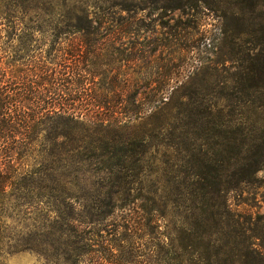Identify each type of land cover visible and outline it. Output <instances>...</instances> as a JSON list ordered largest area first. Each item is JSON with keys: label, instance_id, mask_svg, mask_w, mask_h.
Wrapping results in <instances>:
<instances>
[{"label": "rangeland", "instance_id": "rangeland-1", "mask_svg": "<svg viewBox=\"0 0 264 264\" xmlns=\"http://www.w3.org/2000/svg\"><path fill=\"white\" fill-rule=\"evenodd\" d=\"M76 1L103 23L95 22L90 35L77 33L76 39L58 37L60 41L54 42L49 22H30L42 25H33L36 35L29 47L48 60L65 55L67 76L93 74L88 86L96 91L116 76L121 98L139 91V106L135 112L114 114L119 122L98 131L77 109L73 111L81 146L77 174L65 177V189L77 201L73 211L77 224L65 231L70 234L62 245L65 253L58 256L52 247L46 256L21 251L4 263L204 264L193 255L191 200L185 192L192 186V165L200 159L214 167L211 173L218 174L216 180L221 179L223 186H234L226 192L225 208L240 219L252 216L251 228L260 231L254 243L264 246V81L247 80L256 67L254 53L264 49L256 31L264 16V7L256 4L264 1ZM17 28L31 30L22 24ZM39 28L47 34L37 33ZM22 44L15 46L21 50ZM74 45L79 49L76 60L68 55ZM183 104L189 105L193 119L203 120L205 108L214 107L213 116L206 118L211 122L201 130L192 128L187 142L179 135L176 119ZM214 119L225 125L218 127ZM112 137L134 143L135 149L117 178L94 156L101 150L93 145L110 144ZM90 140L95 142L89 146ZM140 143L144 144L137 146ZM227 156L232 164L223 171ZM111 189H121L115 197L121 207L107 217L98 216L106 209ZM220 202L222 198L214 199L216 207ZM127 222L129 229L116 226ZM226 230L210 239V263L239 264L240 254L251 262L236 228ZM212 245H220L216 256ZM203 250L198 247L200 253Z\"/></svg>", "mask_w": 264, "mask_h": 264}, {"label": "trees", "instance_id": "trees-1", "mask_svg": "<svg viewBox=\"0 0 264 264\" xmlns=\"http://www.w3.org/2000/svg\"><path fill=\"white\" fill-rule=\"evenodd\" d=\"M256 5L264 7L263 2ZM39 20L49 22L52 27L49 35L54 42L60 41L58 37L76 39L77 33L83 37L90 35L95 22L103 23L87 6L77 5L76 0L73 3L63 0L61 4L53 0H0V264H5L7 256L21 251L46 256L52 247L58 256L65 253L62 245L65 236L70 235L65 231H71L77 224L73 212L77 201L65 189V177L77 174V148L81 146L77 144V119L72 116L73 111L77 109L88 126L98 131L119 122L114 114L135 112L134 107L139 106L136 103L139 91L128 92L127 98H121L116 76L109 79L105 88L96 91L88 86L95 79L93 74L75 72L67 76L65 55L48 60L41 51L31 50L28 44L36 35L33 25H42L32 23ZM20 24L31 30L17 32ZM257 25V39L262 43L264 16ZM36 31L47 34L40 28ZM16 42L23 43L21 50L15 46ZM77 51L74 45L68 55L76 60ZM254 60L256 67L247 80L264 81V49L256 50ZM213 108H205V120L193 119L189 105L183 104L176 119L184 141L189 140L192 128L201 130L211 122L206 118L213 116ZM216 116L222 117L220 113ZM212 122L218 127L225 125L221 119ZM92 142L95 141L90 140L88 145ZM93 146L101 150L94 155L98 162L115 178L124 173L135 152L134 143L122 138L112 137L110 144L98 142ZM141 157L136 158L137 167ZM230 158L225 157L223 171L231 166ZM192 169V186L185 192L191 200L194 257L211 264L208 252L211 237L235 227L239 242L251 259L245 262L244 254H240L238 263L264 264V246L258 248L254 243L260 231L251 228L252 216L240 219L226 209V192L234 186H223L221 179L216 180L218 174L211 173L214 167L205 159H200L197 166L192 165ZM120 192L121 189L109 191L108 201L104 203L106 209L98 216L107 217L121 207L115 199ZM216 197L222 198L220 207L214 205ZM116 226L129 229L128 222ZM199 246L204 249L201 253ZM213 248L216 256L220 245Z\"/></svg>", "mask_w": 264, "mask_h": 264}]
</instances>
